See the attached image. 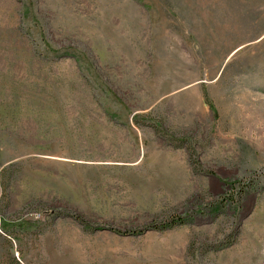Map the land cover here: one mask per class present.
Returning a JSON list of instances; mask_svg holds the SVG:
<instances>
[{
  "label": "rangeland",
  "instance_id": "1",
  "mask_svg": "<svg viewBox=\"0 0 264 264\" xmlns=\"http://www.w3.org/2000/svg\"><path fill=\"white\" fill-rule=\"evenodd\" d=\"M63 211L123 231L193 220L124 236ZM14 258L264 264V0H0V264Z\"/></svg>",
  "mask_w": 264,
  "mask_h": 264
},
{
  "label": "trees",
  "instance_id": "2",
  "mask_svg": "<svg viewBox=\"0 0 264 264\" xmlns=\"http://www.w3.org/2000/svg\"><path fill=\"white\" fill-rule=\"evenodd\" d=\"M55 53H57V51H55ZM114 97H116V95H114ZM117 98V97H116ZM141 119L140 115L138 116H135V121L138 122V120ZM154 127L156 130H159V131H162L163 129L161 128V126L159 124H155L157 123L155 120L152 121ZM239 185V186H238ZM238 185H233V193H236L237 197H240L243 196L246 191L245 189L248 187V186H242V183L240 182ZM242 186V187H240ZM231 199H233L234 197H229ZM60 215H64L66 217H71L72 219H75L80 225H82L84 228H87V229H92V230H95V231H99V230H102V231H110L112 233H117V234H120V235H124V236H128V235H131L135 232H142V231H170L171 229L175 228V227H179V226H184L185 224H191L192 223V220H193V216H187V217H180V216H173L171 217L169 220L165 221V222H154L152 224H149V225H145L143 226L141 229H139L138 231L137 230H128V231H123V230H120L116 227H94L92 226L88 221L87 219L83 218L81 215L77 214V213H74V212H68V211H63L62 213H60ZM13 264H19V262H17V260L14 258L12 260Z\"/></svg>",
  "mask_w": 264,
  "mask_h": 264
}]
</instances>
